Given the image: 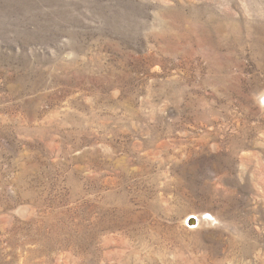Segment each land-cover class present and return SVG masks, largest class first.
Wrapping results in <instances>:
<instances>
[{
	"label": "rangeland",
	"instance_id": "1",
	"mask_svg": "<svg viewBox=\"0 0 264 264\" xmlns=\"http://www.w3.org/2000/svg\"><path fill=\"white\" fill-rule=\"evenodd\" d=\"M0 264H264V0H0Z\"/></svg>",
	"mask_w": 264,
	"mask_h": 264
},
{
	"label": "water",
	"instance_id": "2",
	"mask_svg": "<svg viewBox=\"0 0 264 264\" xmlns=\"http://www.w3.org/2000/svg\"><path fill=\"white\" fill-rule=\"evenodd\" d=\"M196 223H197V220H196L195 217H192V216H191V217L187 218V224L193 226V225H195Z\"/></svg>",
	"mask_w": 264,
	"mask_h": 264
}]
</instances>
